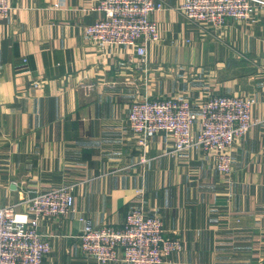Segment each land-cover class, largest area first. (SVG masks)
<instances>
[{
  "label": "crops",
  "instance_id": "1",
  "mask_svg": "<svg viewBox=\"0 0 264 264\" xmlns=\"http://www.w3.org/2000/svg\"><path fill=\"white\" fill-rule=\"evenodd\" d=\"M101 1L9 0L0 19V204L23 212L26 198L74 186L75 210L40 220L52 243L43 264H100L81 250L80 216L122 225L136 206L181 239L170 264H264V5L210 27L183 14L184 0H156L160 40L139 70L135 48L85 37L103 17ZM218 94L256 100L257 123L233 146L229 174L201 150L174 155L166 132L141 162L129 121L135 101L198 105Z\"/></svg>",
  "mask_w": 264,
  "mask_h": 264
},
{
  "label": "built area",
  "instance_id": "2",
  "mask_svg": "<svg viewBox=\"0 0 264 264\" xmlns=\"http://www.w3.org/2000/svg\"><path fill=\"white\" fill-rule=\"evenodd\" d=\"M264 0H184L180 9L191 21L222 27L228 19H247L255 4ZM164 5L156 0H102L95 8L103 13L86 25L85 37L101 45L118 44L135 48L137 68H148L147 45L160 40L159 27L152 18ZM9 0H0V19L11 13ZM24 62L27 59L24 58ZM33 80L34 87L39 86ZM256 100L245 95H209L200 104L180 97L135 101L129 121L141 151L148 160V144L161 132L173 138L175 155L194 148L214 158L222 174L233 170V146L257 123L252 110ZM200 123L194 131L196 122ZM75 210L74 186L37 193L27 199L25 211L0 205V264H42L52 243L40 232L44 217L67 216ZM83 222L80 247L87 257L100 264H170L182 242L168 236L163 219L142 206L133 207L122 225L96 226L91 218Z\"/></svg>",
  "mask_w": 264,
  "mask_h": 264
},
{
  "label": "rangeland",
  "instance_id": "3",
  "mask_svg": "<svg viewBox=\"0 0 264 264\" xmlns=\"http://www.w3.org/2000/svg\"><path fill=\"white\" fill-rule=\"evenodd\" d=\"M32 196H33V195H32ZM30 197H31V196H30ZM28 198H29V197H28ZM28 198H26V200H25V202H26V206H27V199H28ZM0 205H1V204H0ZM2 206H12V205H2ZM12 207H13V206H12ZM13 208H14V207H13ZM24 211H25V210H24ZM44 218H45V217H44ZM42 219H43V218H42ZM168 236H171V237H173V238L177 237V239H180L178 236H176V235H174V234H172V235H168ZM180 240H181V239H180ZM181 250H182V247H181ZM178 252H180V251H178ZM178 252H175V251H174V252H173V253H174L173 255H175V254L178 253ZM46 257H47V256H46ZM46 257H45V258H46ZM45 258H44V259H45ZM43 261H44V260H43ZM42 264H43V262H42Z\"/></svg>",
  "mask_w": 264,
  "mask_h": 264
}]
</instances>
